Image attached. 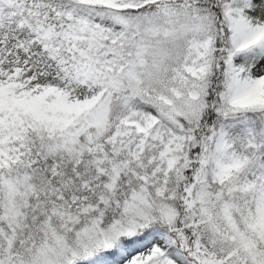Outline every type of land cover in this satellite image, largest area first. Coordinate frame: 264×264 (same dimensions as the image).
<instances>
[{"label":"snow or ice","instance_id":"6c2138e0","mask_svg":"<svg viewBox=\"0 0 264 264\" xmlns=\"http://www.w3.org/2000/svg\"><path fill=\"white\" fill-rule=\"evenodd\" d=\"M0 264H264V0H0Z\"/></svg>","mask_w":264,"mask_h":264}]
</instances>
